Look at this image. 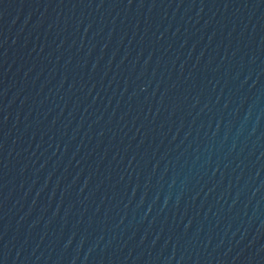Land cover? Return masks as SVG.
<instances>
[{
  "label": "water",
  "instance_id": "95a60500",
  "mask_svg": "<svg viewBox=\"0 0 264 264\" xmlns=\"http://www.w3.org/2000/svg\"><path fill=\"white\" fill-rule=\"evenodd\" d=\"M0 264H264V0H0Z\"/></svg>",
  "mask_w": 264,
  "mask_h": 264
}]
</instances>
